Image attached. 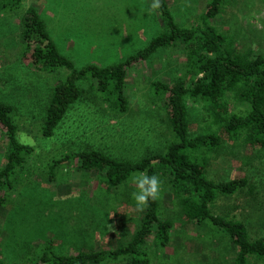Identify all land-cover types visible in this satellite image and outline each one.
I'll return each mask as SVG.
<instances>
[{"label":"rangeland","instance_id":"1","mask_svg":"<svg viewBox=\"0 0 264 264\" xmlns=\"http://www.w3.org/2000/svg\"><path fill=\"white\" fill-rule=\"evenodd\" d=\"M208 0H167L174 18L184 24L199 23ZM33 5L44 18L57 47L76 67L92 61L118 62L145 46L163 30L152 0H23L0 14V100L8 102L18 125L17 138L28 143L32 155L14 174L13 187L0 211V256L5 264L33 259L48 238L57 251L75 253L79 248H113L125 241L140 221L128 179L116 193L99 188L94 173H82L74 162L61 163L49 178L48 165L65 153L98 148L112 156L140 158L163 147L170 138L165 104L150 88L153 80H169L182 72L185 56L179 46L159 49L152 57L133 64L126 79V111L113 113L94 88L75 102L49 137L40 134L48 94L67 69L55 72L31 65L30 46L20 37V16ZM239 47L264 52V0H227L212 20ZM71 37V42L68 43ZM61 78V77H60ZM91 87L90 78L84 80ZM191 130L199 122L200 106L187 101ZM236 104H231L235 108ZM243 105H237L236 109ZM0 134V166L4 162ZM208 176L214 180L246 176L248 185L233 196H220L216 205L230 208L264 235V156L260 148L244 149L238 139L227 140L209 155ZM136 176V175H135ZM158 198L162 217L172 220L170 240L158 246L150 236L146 248L150 264H229L235 256L229 239L209 222L185 221L165 178ZM238 204L239 206H237ZM241 205V206H240ZM216 212H221V208ZM231 213V212H230ZM250 225V227H251ZM100 264H125L106 261Z\"/></svg>","mask_w":264,"mask_h":264},{"label":"trees","instance_id":"2","mask_svg":"<svg viewBox=\"0 0 264 264\" xmlns=\"http://www.w3.org/2000/svg\"><path fill=\"white\" fill-rule=\"evenodd\" d=\"M22 1L0 0V14L6 8L18 7ZM226 3L227 0H208L199 23L184 25L174 18L167 0H160L156 11L163 30L142 48L109 65L89 62L76 67L58 49L44 18L31 4L20 16L19 34L26 47L32 43V66L48 72L67 69L48 94L40 129L44 137L53 134L68 109L86 97L87 89H96L113 113L126 111L125 87L130 67L149 59L159 49L181 47L185 56L182 72L169 80L150 82L153 95L165 104L164 122L171 137L163 147L148 150L137 159L112 156L92 147L70 151L51 160L49 178L54 177L61 163L74 162L82 173L95 174L99 188L117 194L126 187L128 179L141 172L163 177L185 221L209 222L227 236L235 250L229 264H264V235L252 232L250 221L233 213L235 204L230 208L216 205L220 196H233L243 188L250 190L252 185H248L246 176L214 180L207 173L209 155L227 140L238 139L241 147L252 151L260 148L264 156V52L253 51L251 46L239 47L233 35L225 34L212 22ZM87 78L91 87L85 88L83 82ZM188 100L200 106L201 124L195 132L191 130ZM231 104L243 106L236 109ZM12 111L8 102L0 100V134L5 141V160L0 166V211L13 187L16 170L33 152L28 143L17 138L18 125ZM219 207L221 212H216ZM172 225L169 217L160 214L158 198L149 200L132 234L115 247H82L75 253H65L57 251L48 238L38 254L24 264H100L109 260L150 264L147 241L153 236L156 245L166 246ZM0 264H5L1 256Z\"/></svg>","mask_w":264,"mask_h":264},{"label":"clouds","instance_id":"3","mask_svg":"<svg viewBox=\"0 0 264 264\" xmlns=\"http://www.w3.org/2000/svg\"><path fill=\"white\" fill-rule=\"evenodd\" d=\"M151 7L158 9L160 7V0H152ZM132 180L138 188V191L132 194L135 206L137 211H143L147 207L149 200L154 201L161 195L162 181L156 175H148L145 172L132 177Z\"/></svg>","mask_w":264,"mask_h":264},{"label":"crops","instance_id":"4","mask_svg":"<svg viewBox=\"0 0 264 264\" xmlns=\"http://www.w3.org/2000/svg\"><path fill=\"white\" fill-rule=\"evenodd\" d=\"M55 41V40H54ZM71 42V37H70V39H69V41H68V43H70ZM92 62H94V63H97V64H102V62L101 61H92Z\"/></svg>","mask_w":264,"mask_h":264}]
</instances>
